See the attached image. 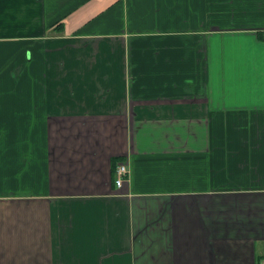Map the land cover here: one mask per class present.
I'll return each mask as SVG.
<instances>
[{"label":"crops","instance_id":"obj_1","mask_svg":"<svg viewBox=\"0 0 264 264\" xmlns=\"http://www.w3.org/2000/svg\"><path fill=\"white\" fill-rule=\"evenodd\" d=\"M263 261L264 0H0V264Z\"/></svg>","mask_w":264,"mask_h":264},{"label":"built area","instance_id":"obj_2","mask_svg":"<svg viewBox=\"0 0 264 264\" xmlns=\"http://www.w3.org/2000/svg\"><path fill=\"white\" fill-rule=\"evenodd\" d=\"M130 176V169L124 163L119 164L116 169V186L121 188L128 180ZM264 264V261L262 262Z\"/></svg>","mask_w":264,"mask_h":264},{"label":"trees","instance_id":"obj_3","mask_svg":"<svg viewBox=\"0 0 264 264\" xmlns=\"http://www.w3.org/2000/svg\"><path fill=\"white\" fill-rule=\"evenodd\" d=\"M60 27V28H59ZM63 24L59 23L56 27V30L62 31Z\"/></svg>","mask_w":264,"mask_h":264}]
</instances>
